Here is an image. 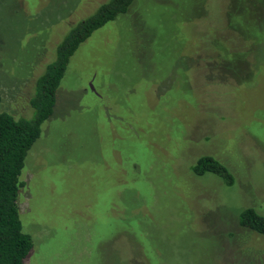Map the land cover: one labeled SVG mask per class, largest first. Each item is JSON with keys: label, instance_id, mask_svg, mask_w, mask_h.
I'll list each match as a JSON object with an SVG mask.
<instances>
[{"label": "rangeland", "instance_id": "obj_1", "mask_svg": "<svg viewBox=\"0 0 264 264\" xmlns=\"http://www.w3.org/2000/svg\"><path fill=\"white\" fill-rule=\"evenodd\" d=\"M107 0H0V113ZM212 156L234 176H198ZM24 264H264V0H136L79 46L29 152Z\"/></svg>", "mask_w": 264, "mask_h": 264}, {"label": "trees", "instance_id": "obj_2", "mask_svg": "<svg viewBox=\"0 0 264 264\" xmlns=\"http://www.w3.org/2000/svg\"><path fill=\"white\" fill-rule=\"evenodd\" d=\"M136 0H107L95 13L74 24L56 49V56L38 78L30 105L32 116L0 113V264H24L33 249V239L23 231L18 196L24 186L22 172L29 152L40 139L42 126L54 114L57 90L63 81L72 56L96 30L130 12ZM2 96L0 93V105ZM198 175L223 177L228 184L234 176L212 156H203L193 167ZM241 227L264 237V216L254 208L241 211Z\"/></svg>", "mask_w": 264, "mask_h": 264}]
</instances>
